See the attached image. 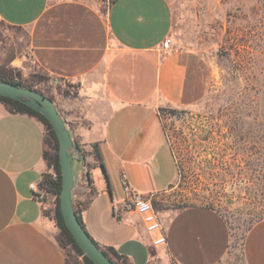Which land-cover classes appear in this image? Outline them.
Returning <instances> with one entry per match:
<instances>
[{
  "label": "crops",
  "instance_id": "crops-1",
  "mask_svg": "<svg viewBox=\"0 0 264 264\" xmlns=\"http://www.w3.org/2000/svg\"><path fill=\"white\" fill-rule=\"evenodd\" d=\"M174 24L172 0H0V27L26 31L32 62L69 84L49 96L85 152L73 163L74 205L100 247L126 256L121 264H221L232 249L228 221L209 206L158 211L167 234L158 247L126 209L123 174L134 195L166 202L178 165L161 110L191 109L210 87L203 56L169 51ZM45 135L38 119L0 102V264H67L59 229L34 198L51 172ZM243 257L264 264V218L248 229Z\"/></svg>",
  "mask_w": 264,
  "mask_h": 264
},
{
  "label": "rangeland",
  "instance_id": "rangeland-1",
  "mask_svg": "<svg viewBox=\"0 0 264 264\" xmlns=\"http://www.w3.org/2000/svg\"><path fill=\"white\" fill-rule=\"evenodd\" d=\"M172 2L169 51L200 54L212 74L200 104L161 110L178 176L164 194L166 202L155 207L218 210L232 230V249L221 264H246L245 235L264 217V0ZM26 41V31L0 27V73L49 95L64 82L32 62Z\"/></svg>",
  "mask_w": 264,
  "mask_h": 264
},
{
  "label": "water",
  "instance_id": "water-1",
  "mask_svg": "<svg viewBox=\"0 0 264 264\" xmlns=\"http://www.w3.org/2000/svg\"><path fill=\"white\" fill-rule=\"evenodd\" d=\"M0 96L21 101L48 119L57 134L60 144L59 158L62 170L60 207L65 224L78 245L94 264H115L94 242L78 219L73 201L75 187L73 163L79 154V148L54 100L35 89L1 80Z\"/></svg>",
  "mask_w": 264,
  "mask_h": 264
},
{
  "label": "trees",
  "instance_id": "trees-1",
  "mask_svg": "<svg viewBox=\"0 0 264 264\" xmlns=\"http://www.w3.org/2000/svg\"><path fill=\"white\" fill-rule=\"evenodd\" d=\"M0 80L8 82V83H13L16 85H22L24 87L34 89L31 86L24 85L23 83L17 82L14 78L10 77L7 73H0ZM64 85L69 86L68 82H64ZM75 87H77V86H75ZM37 91H39V90H37ZM39 92H41V91H39ZM42 94L50 97L53 100V98L51 96H49L48 94H46V93H42ZM0 102L5 104L9 108L10 111L15 112V113L28 114L32 117H35L41 123L44 124V126L46 128L44 157L48 163V166L54 170V174H49V173L45 174L43 181H42V186L49 193L56 196V209L54 211L55 212L54 215L51 214V216H50V213H49L50 210L49 209H46V213L49 217H51V219L54 220V222L56 223V225L60 231L59 236H58V240H59L61 246L63 247V249L65 250V252L67 254V264H94V262L81 249V247L78 245V243L74 239L72 233L67 228L65 221H64V218H63V214L61 212L60 194H61V190H62V170H61L60 158H59L60 144H59V139L57 137L55 130L53 129L52 125L50 124V122L48 121V119L44 115H42L38 111L30 108L25 103L18 101V100H14L12 98L4 97V96H0ZM76 145L79 148V154H81L82 157H85V152H81L82 150H81L80 145L77 143H76ZM93 154L95 155L96 159L100 162V164L103 165L102 156H101L97 146H95V152H93ZM75 210H76L79 221L81 222V224L86 229L84 222H83V219H82L81 212L79 210H77L76 207H75ZM263 218H260L257 221H259ZM94 242L97 245H99L95 240H94ZM67 248H70L71 251L68 252ZM101 249L115 264L126 263L128 261L126 256L121 255L114 248H102L101 247ZM71 253H73V255H71Z\"/></svg>",
  "mask_w": 264,
  "mask_h": 264
},
{
  "label": "built area",
  "instance_id": "built-area-1",
  "mask_svg": "<svg viewBox=\"0 0 264 264\" xmlns=\"http://www.w3.org/2000/svg\"><path fill=\"white\" fill-rule=\"evenodd\" d=\"M166 44H169L168 40ZM121 182L124 191L130 195V198L126 202V209L139 215L142 219L145 230L150 235H156L153 239V245L155 247L166 244L167 234L160 218V214L153 201L140 195H134L126 174L122 175ZM33 191L34 198L41 204H44L46 209H51L56 206V196L49 193L42 184L33 186Z\"/></svg>",
  "mask_w": 264,
  "mask_h": 264
}]
</instances>
